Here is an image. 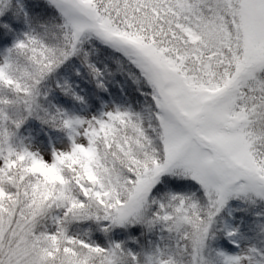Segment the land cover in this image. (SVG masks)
Masks as SVG:
<instances>
[{
  "label": "snow or ice",
  "instance_id": "1",
  "mask_svg": "<svg viewBox=\"0 0 264 264\" xmlns=\"http://www.w3.org/2000/svg\"><path fill=\"white\" fill-rule=\"evenodd\" d=\"M0 264H264V0H0Z\"/></svg>",
  "mask_w": 264,
  "mask_h": 264
}]
</instances>
